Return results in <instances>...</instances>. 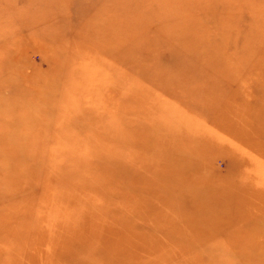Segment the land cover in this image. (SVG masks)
Here are the masks:
<instances>
[{"label":"rangeland","instance_id":"rangeland-1","mask_svg":"<svg viewBox=\"0 0 264 264\" xmlns=\"http://www.w3.org/2000/svg\"><path fill=\"white\" fill-rule=\"evenodd\" d=\"M0 264H264V0H0Z\"/></svg>","mask_w":264,"mask_h":264}]
</instances>
